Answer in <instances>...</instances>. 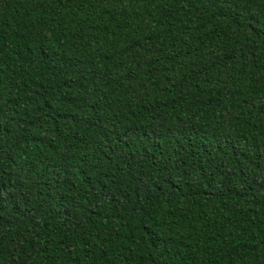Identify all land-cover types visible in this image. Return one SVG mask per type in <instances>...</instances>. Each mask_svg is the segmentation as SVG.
I'll return each mask as SVG.
<instances>
[{"label": "trees", "instance_id": "1", "mask_svg": "<svg viewBox=\"0 0 264 264\" xmlns=\"http://www.w3.org/2000/svg\"><path fill=\"white\" fill-rule=\"evenodd\" d=\"M0 264H264V0H0Z\"/></svg>", "mask_w": 264, "mask_h": 264}]
</instances>
